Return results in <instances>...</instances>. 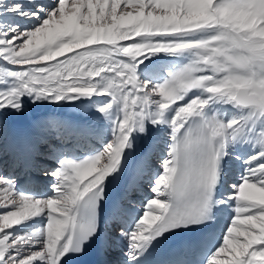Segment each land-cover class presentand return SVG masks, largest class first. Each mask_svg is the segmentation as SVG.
<instances>
[{
    "label": "snow or ice",
    "instance_id": "snow-or-ice-1",
    "mask_svg": "<svg viewBox=\"0 0 264 264\" xmlns=\"http://www.w3.org/2000/svg\"><path fill=\"white\" fill-rule=\"evenodd\" d=\"M29 106L86 119L33 121L48 186L0 174V264H77L105 216L106 264H264V0H0V129Z\"/></svg>",
    "mask_w": 264,
    "mask_h": 264
},
{
    "label": "bare ground",
    "instance_id": "bare-ground-1",
    "mask_svg": "<svg viewBox=\"0 0 264 264\" xmlns=\"http://www.w3.org/2000/svg\"><path fill=\"white\" fill-rule=\"evenodd\" d=\"M49 114V113H48ZM55 114V113H54ZM59 116H62L65 119L72 121L84 120L86 117L81 113H78L76 109L72 106L65 107L59 112L56 113ZM42 116L34 117H14L10 118L11 120H6L5 125L0 129V174L8 175L12 174L19 179L20 185L24 177V172L21 170L20 166L22 165L20 161L26 156L31 155L40 165L48 166L52 162L46 159L47 154V145L42 142H38L35 131L33 129V121L40 119ZM156 135L155 133H150L148 137L139 139L137 141V149L134 153H129L127 160L125 162L124 173L119 184H113L109 188V203L114 200L120 199L124 194V185L127 182L128 178L133 174L137 160L140 157L142 152L148 150V146L152 143V136ZM49 140L53 143H59L55 140V133L51 134ZM162 145H156L153 148L152 155L149 157L147 164L154 168L158 164L157 156L159 154L160 147ZM228 174L226 176V182H231L236 179L239 173L242 171V165L233 159L227 161ZM39 180L45 183L47 186L50 184V177L44 176L40 168H31ZM231 176V177H230ZM146 178V177H145ZM42 187L41 184H38ZM22 186V185H21ZM140 187L143 189V192H136L131 195L132 205L129 204L127 200H122L123 207L129 208L132 213L134 211H139L141 207V201L144 193H148V185L141 183ZM223 191V189H222ZM134 205V207H133ZM3 209H0L2 212ZM228 218L226 210L222 209L220 214V219L218 221L219 226L223 227ZM107 229L110 231H105L102 229V232L105 233L103 241L106 242V236L108 234L114 233V224L111 223L107 226ZM118 243H112L108 246L109 255L104 256V262H111L116 260L119 257Z\"/></svg>",
    "mask_w": 264,
    "mask_h": 264
},
{
    "label": "rangeland",
    "instance_id": "rangeland-1",
    "mask_svg": "<svg viewBox=\"0 0 264 264\" xmlns=\"http://www.w3.org/2000/svg\"><path fill=\"white\" fill-rule=\"evenodd\" d=\"M67 107H70V106H67ZM59 110H62V109H56V108H53L51 106H29V107L26 108L25 113L23 115H21V116L26 117V118L29 117V116H31V117H33V116H45L48 113H57V112H59ZM21 116H19V117H21ZM14 117H18V116L10 115L8 117V119L11 120ZM8 119H7V121H8ZM48 166L50 167L51 163L48 164Z\"/></svg>",
    "mask_w": 264,
    "mask_h": 264
}]
</instances>
